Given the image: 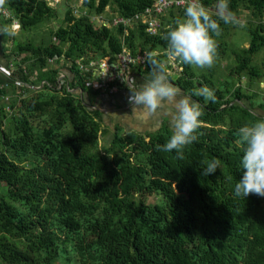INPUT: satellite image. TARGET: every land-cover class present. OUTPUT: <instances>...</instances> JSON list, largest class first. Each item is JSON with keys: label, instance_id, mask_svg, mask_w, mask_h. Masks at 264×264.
<instances>
[{"label": "trees", "instance_id": "1", "mask_svg": "<svg viewBox=\"0 0 264 264\" xmlns=\"http://www.w3.org/2000/svg\"><path fill=\"white\" fill-rule=\"evenodd\" d=\"M155 2L82 0L80 15L69 5L63 25L49 31L48 42H16L12 36L19 81L0 110L3 263L264 264V197L234 196L244 171L238 129L264 118L259 89L264 59L256 62L264 51V0L229 2L237 16L251 14L249 47L232 48L230 36L237 26L218 21V58L211 68L175 62L181 71L169 76L174 85L186 94L208 86L216 96L215 102L193 96L204 107L203 123L184 159H177L175 151L157 150L170 138V128L139 133L115 125L111 131L98 108L102 89L87 87L80 75V65L114 60L124 50L133 55L156 51L165 58L163 37L185 9H171L162 17L158 35L143 22L102 27L91 20L108 10L109 21L134 18ZM201 2L210 12L216 4ZM8 4L14 20L5 21H18L22 32L59 17L48 0ZM55 56L64 64L51 63ZM222 60H232L226 76L219 71ZM65 69L72 77L60 87ZM134 71L143 76L151 68L146 63ZM109 132L111 141L103 146ZM210 159H219L222 167L204 176L203 161ZM154 195L159 198L150 203Z\"/></svg>", "mask_w": 264, "mask_h": 264}, {"label": "clouds", "instance_id": "2", "mask_svg": "<svg viewBox=\"0 0 264 264\" xmlns=\"http://www.w3.org/2000/svg\"><path fill=\"white\" fill-rule=\"evenodd\" d=\"M230 0H216L214 12H210L201 0H178L185 7L184 17L175 22L164 35L167 42L165 58L156 51L144 54L145 62L151 72L142 84H127L130 90L128 102L132 109L126 117H144L157 128L163 118L168 119L171 135L157 150L171 153L175 151L177 159H184V150L199 139L202 127L204 107L195 97H202L205 102H215L213 89L204 86L194 89L191 94L184 93L174 85L168 72V65L179 61L198 68H211L218 58V41L221 34L218 21L244 27L245 22L230 10ZM9 15L8 0H0V17ZM17 26L0 24V36H14ZM139 123V119H137ZM237 143L244 146L242 157L243 176L234 185V196L247 198L255 194L264 197V118L250 121L237 132ZM205 167L201 174L209 176L221 169L219 159L203 161ZM231 180V177H228Z\"/></svg>", "mask_w": 264, "mask_h": 264}, {"label": "built area", "instance_id": "3", "mask_svg": "<svg viewBox=\"0 0 264 264\" xmlns=\"http://www.w3.org/2000/svg\"><path fill=\"white\" fill-rule=\"evenodd\" d=\"M48 1L52 6L59 2L57 0ZM179 8L185 9L183 5L178 3V0H156L152 8L147 9L146 12L142 14L136 15L134 18L125 19L116 17L112 21H109L104 15H100L92 17L91 20L96 25H100L102 27L120 25L133 27L136 22H143L147 26V30L150 34L158 35L162 26L160 20L163 14H165L166 11L169 12L171 9ZM4 19L9 21L14 20V17L9 11L8 17ZM13 23H15L17 27H20L18 21H13ZM58 61H60L61 65L64 64L63 59H59L58 56H55L53 59H51V63L53 64H56ZM145 64L146 62L144 60V54L133 55L131 52L124 50L123 53L118 55L114 60H112L110 57H107L98 62V64H91L88 67L80 65V75L87 79V87L102 89L104 94L114 95L120 89H122L123 86H128L127 83L131 79H134L133 83L135 84L138 74L134 70L138 67H143ZM68 71L65 69L60 73V87L63 84H68L67 76L69 79H71L72 76L69 75ZM89 73H91V76ZM32 87L34 86L32 85ZM2 89L3 88L0 87V93L2 92ZM68 89L70 91L74 90L70 89L69 85Z\"/></svg>", "mask_w": 264, "mask_h": 264}, {"label": "rangeland", "instance_id": "4", "mask_svg": "<svg viewBox=\"0 0 264 264\" xmlns=\"http://www.w3.org/2000/svg\"><path fill=\"white\" fill-rule=\"evenodd\" d=\"M59 1L58 3L54 4V8L57 9L58 13H59V17L56 20H52L49 21L47 23H45L44 25H42L40 28L36 29L35 31H31V32H22L20 27L16 28V34H15V40L16 42H19L21 40H33L35 42H48L49 41V31L51 29L56 30L57 28H59L60 26L63 25V20H64V14L68 8L69 5L72 6V8H74L75 11V15L79 16L80 15V6L82 4V0H72L71 2H67L66 0H57ZM50 4V2H49ZM53 4V3H52ZM51 5V4H50ZM52 6V5H51ZM215 8H213L211 11L214 12ZM112 15L111 10H108L107 13H105V17L108 19L110 18ZM166 15H168V12L166 11L165 14H163L162 17H165ZM162 17L160 20V23L162 25ZM238 18L242 19L245 22V26L244 27H239L237 26L231 33L230 36V42H231V46L232 48H243V47H249L250 45V41H251V35L248 31V29L246 28V26L252 21V17L251 14L248 11H242L239 16H237ZM100 26V25H98ZM264 59V51H262L260 53V55L257 57L256 62L258 64L261 63V61ZM229 63H232V60H222L220 63V67H219V71L222 73L223 76H226L228 73V66ZM17 67L16 69L19 67L18 64H16ZM174 69H169V76H173L174 74H177L181 71V68L179 67V65L177 63H175L173 65ZM178 75V74H177ZM141 77V76H140ZM170 78V77H169ZM171 80V79H170ZM243 84H245V81L243 82ZM259 89L264 93V83H261L259 86ZM120 91V90H119ZM132 112H127L126 115H131ZM126 117V116H124ZM121 118L119 116H116L115 118H112V120L110 122H112V124L110 125L111 127V131L112 129L115 127V120L116 122L118 121H122L121 126L123 127V129L127 130L129 128H136L140 131H142V133H145L148 131H151L152 128H150V126L148 125L149 122H146L142 117H126L124 118V120H120ZM137 119H139V123H137ZM110 122H108L110 124ZM168 121L165 120L164 126L163 127H167L169 129V127L167 126ZM131 131V130H129ZM153 131V130H152ZM157 132V131H156ZM111 132H109L108 136H104L102 138V145H108L111 141ZM158 196L154 195V196H150L148 201L150 203H155L158 200ZM0 264H5L0 260Z\"/></svg>", "mask_w": 264, "mask_h": 264}, {"label": "crops", "instance_id": "5", "mask_svg": "<svg viewBox=\"0 0 264 264\" xmlns=\"http://www.w3.org/2000/svg\"><path fill=\"white\" fill-rule=\"evenodd\" d=\"M5 23H6L5 19L3 17H0V24H5ZM14 43L15 42L12 36H7V37L0 36V87L6 90L5 94L0 93V110L2 107H4V105H6L10 101L11 99L10 96L14 95L13 87L17 85L19 81L16 75L17 63L14 59L15 57L11 55V47L14 45ZM68 73L70 76H72V74L69 71ZM137 76L138 77L135 81V84L138 86V84H142L144 82V78L148 77L149 74L143 75L141 77L140 75ZM130 94L131 93L129 87L126 85L123 86L122 89H120V91H118L114 95L103 94L102 96H100L98 105L100 106L101 110L106 114L107 126L111 127L110 125L112 124L113 121L112 122L110 121L112 120V118L119 116L121 118L120 120H124V118H126L124 117L126 113L132 112L131 106L128 102V98ZM142 118L146 122H149L148 125L150 126V128H152L151 131H148V133L159 131L164 126L165 120L168 121L167 118H163L160 122L159 127L157 128L148 119L144 117ZM108 122H110V124ZM121 124L122 121L116 122L115 120V125H121ZM167 126L170 128L169 123H167ZM129 130L142 133V131L133 127L127 129V131Z\"/></svg>", "mask_w": 264, "mask_h": 264}, {"label": "water", "instance_id": "6", "mask_svg": "<svg viewBox=\"0 0 264 264\" xmlns=\"http://www.w3.org/2000/svg\"><path fill=\"white\" fill-rule=\"evenodd\" d=\"M37 88V87H36ZM98 108H100L99 106H98Z\"/></svg>", "mask_w": 264, "mask_h": 264}]
</instances>
